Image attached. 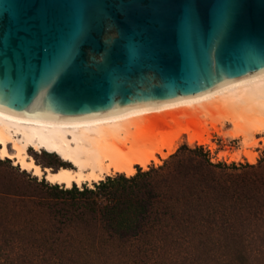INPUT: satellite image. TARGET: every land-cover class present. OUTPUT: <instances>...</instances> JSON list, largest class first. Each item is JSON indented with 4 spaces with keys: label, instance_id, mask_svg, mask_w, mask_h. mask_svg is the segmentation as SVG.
I'll list each match as a JSON object with an SVG mask.
<instances>
[{
    "label": "water",
    "instance_id": "95a60500",
    "mask_svg": "<svg viewBox=\"0 0 264 264\" xmlns=\"http://www.w3.org/2000/svg\"><path fill=\"white\" fill-rule=\"evenodd\" d=\"M263 76L264 0H0V110L24 120L114 121Z\"/></svg>",
    "mask_w": 264,
    "mask_h": 264
},
{
    "label": "trees",
    "instance_id": "16d2710c",
    "mask_svg": "<svg viewBox=\"0 0 264 264\" xmlns=\"http://www.w3.org/2000/svg\"><path fill=\"white\" fill-rule=\"evenodd\" d=\"M6 161L18 169L0 158ZM229 169L203 147L183 144L162 165L108 175L93 187L42 180L46 195L3 192L0 250L7 256L0 264H160L193 256L198 244L236 235Z\"/></svg>",
    "mask_w": 264,
    "mask_h": 264
},
{
    "label": "bare ground",
    "instance_id": "6f19581e",
    "mask_svg": "<svg viewBox=\"0 0 264 264\" xmlns=\"http://www.w3.org/2000/svg\"><path fill=\"white\" fill-rule=\"evenodd\" d=\"M225 109L252 110L258 123L240 126L235 111L217 118V112ZM225 121L234 126L231 136H244L245 143L259 144L258 134L264 133V76L197 103L133 111L100 123L24 120L0 110V157L13 159L53 184L91 186L112 170L131 175L136 164L145 168L165 148L172 152L185 133L190 141L207 142L204 133L217 130V123ZM32 150L56 153L65 164L56 170L42 168L30 154ZM244 153L251 162L257 158V153Z\"/></svg>",
    "mask_w": 264,
    "mask_h": 264
},
{
    "label": "rangeland",
    "instance_id": "374dc122",
    "mask_svg": "<svg viewBox=\"0 0 264 264\" xmlns=\"http://www.w3.org/2000/svg\"><path fill=\"white\" fill-rule=\"evenodd\" d=\"M237 110L225 109L217 112L216 117L222 118L223 114H231V111H235L234 115L238 114L235 119L240 126L246 128L249 127L248 125L258 123L254 111ZM217 126V130L210 128L209 133H204V138L209 137L207 142L190 141L188 134L185 133L175 144L172 152L169 153V150L165 148L163 153H157V161L152 160L145 168L140 164L135 166L137 172L139 168L148 170L152 166L162 165L181 145L187 144L191 147H203L210 154L212 162L230 166L229 170L232 172L228 175V179L237 196L235 205L238 219L234 229L236 235L206 246L198 244V251L193 256L183 254L180 257L161 261L160 264H264V142L262 140L264 133L258 134L259 144H248V142L245 143L244 136L230 135L234 130L231 122L217 123ZM244 151L257 153L256 160L251 162ZM30 154L42 168L45 166V168L56 170L65 164L56 153L47 150L40 152L32 150ZM11 162L17 165L13 159ZM118 173L124 172L112 170L109 175ZM106 176L108 175L102 179ZM42 180L44 184H52L47 179L23 169L21 165H18L16 169L7 161L0 163V195H4L3 192H10L11 194L5 195L13 198H20L21 195L29 198L46 195V186L41 182ZM93 185L94 183L91 186L85 183L83 186H77L82 188L93 187ZM59 186L66 188L65 185L59 184ZM0 248H6L1 237ZM5 252L4 249L0 250V261L7 256ZM13 256L14 253L9 258Z\"/></svg>",
    "mask_w": 264,
    "mask_h": 264
},
{
    "label": "built area",
    "instance_id": "2783aa9c",
    "mask_svg": "<svg viewBox=\"0 0 264 264\" xmlns=\"http://www.w3.org/2000/svg\"><path fill=\"white\" fill-rule=\"evenodd\" d=\"M211 150V149H210Z\"/></svg>",
    "mask_w": 264,
    "mask_h": 264
}]
</instances>
